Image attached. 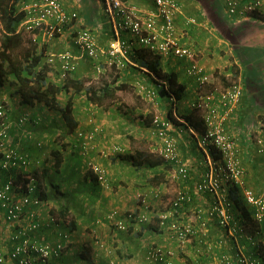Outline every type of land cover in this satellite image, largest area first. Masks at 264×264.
<instances>
[{"label":"built area","instance_id":"1","mask_svg":"<svg viewBox=\"0 0 264 264\" xmlns=\"http://www.w3.org/2000/svg\"><path fill=\"white\" fill-rule=\"evenodd\" d=\"M151 1L153 4L149 8L136 4L133 0L101 1L103 11L112 27V38L107 47L99 43L92 28L77 25L81 22L80 12L68 10L62 0H22L20 6L26 17L18 24V30L25 29L30 32L36 42L39 41V33H43L46 36L43 43L49 42L50 48L51 42L65 33L68 26L72 27L75 31L72 43L79 50L78 54L72 46L59 52L52 51L46 57V61L54 67L60 80L75 72L84 57L96 59L94 67L98 70L102 69L98 60L105 58L102 61L112 65L116 73L128 65H136L140 66L142 72L148 74L149 78H154L151 85H148V82L147 84L141 82L146 80L144 77L136 81L144 99L154 103L160 99L159 90L168 89L167 82L153 74L148 66H143L134 59L137 50L146 49L157 61L175 60V63H183L188 76L196 83L194 88L196 96L191 102V107L200 112L205 124L202 132L189 126V133L203 150L205 166L204 172L199 174L201 179L195 188L197 192L211 193L213 201L215 200L209 209V217L201 220L200 226L207 227L208 220L216 213L220 218V225H228L226 234L233 239V243L222 240L220 244L225 243L227 246L222 249L218 246L219 251L213 253V259L208 262L256 264V260L244 252L243 248L246 245H242L239 240L242 232L246 231L240 219L233 217L231 208L234 202L228 193L229 188L238 185L245 203L253 210V217L261 224L264 223V191L256 193L246 187V169L241 160L240 143L233 132L234 127L236 128L234 113L245 92L244 84L239 79L225 87L216 85L207 88L212 82V73L201 62L200 48L191 45L185 39L188 30L200 24L199 19L197 16L186 15L180 0ZM224 3L227 17L237 20L250 13L261 12L264 0H224ZM168 98L177 117V98L172 93ZM9 117V108L0 101V264H50L61 258L63 249L70 241V234L62 229L57 230L53 223L50 225L56 230L50 234L51 236L39 237L33 234L44 224L41 209H38L42 207L43 201L34 195L38 189V183L33 176L36 163L27 151L10 144ZM26 119L25 116L20 117L19 123L24 124ZM173 126L169 119L158 115L153 117L150 131L157 144L152 151H157L167 163L174 164L171 168L173 177L186 179L190 170L194 168L191 159L181 155L178 138L172 132ZM92 137V133H89V138ZM251 140L256 152L264 154V125L259 131L254 130L250 133ZM210 145L219 150L218 159L210 152ZM91 168L102 185L110 184L103 166L94 163ZM155 191L157 192L155 196H159L161 189ZM190 195L178 188L177 197L171 202L174 210L159 215L161 226L171 229L172 235L180 245L189 241L195 233L191 224H182L175 216V208L189 201ZM133 215L134 213H130L127 219H118L115 227L119 230L128 229L126 222L135 218ZM147 216L143 212L137 217L143 222ZM53 220L54 217L51 218V221ZM247 237L254 243L257 242L248 232ZM259 240L264 243V238ZM163 247L148 246L145 259L155 264H173L170 256L173 251ZM209 250H212L211 246ZM115 262L111 261L112 264Z\"/></svg>","mask_w":264,"mask_h":264},{"label":"rangeland","instance_id":"2","mask_svg":"<svg viewBox=\"0 0 264 264\" xmlns=\"http://www.w3.org/2000/svg\"><path fill=\"white\" fill-rule=\"evenodd\" d=\"M81 1V0H80ZM83 1V0H82ZM181 1V0H180ZM68 2V0H67ZM182 2V1H181ZM222 3L224 4L225 7V3L224 0H222ZM199 6H201L198 3ZM264 7V4H263ZM78 9H81L80 7ZM103 12V13H102ZM102 12L99 13L98 17H97V21L100 23L101 20L102 21H106L107 16L105 15L103 8H102ZM261 12H259L260 15ZM81 17L82 18H86V13L83 9H81L80 11ZM197 18L199 19V15H196ZM236 20V18H235ZM234 20V21H235ZM90 22L89 20L87 21V23ZM108 23L105 22L103 23V28L105 26V24ZM101 24V23H100ZM99 25V24H98ZM95 32L97 34L98 37V41L101 45L107 47V45H109V39L108 37L105 35L103 36V29L101 30V27L98 29L97 26L95 27ZM24 33L25 35H30V33H28L25 29H24ZM75 31L72 27L68 26V28L65 29V41L64 42H58V46L56 47L55 45H57V41L58 37H61V35H59L56 38V44L55 43H50V48H46L47 51H59L61 49H63L64 47L68 46V44L72 43V39H73V35H74ZM214 35V34H213ZM213 37V36H212ZM214 38H216L214 36ZM46 39V36L43 35V33H39V41L36 42L38 49L41 48L42 46H44L43 44V40ZM221 39V38H220ZM222 40V39H221ZM64 43L63 45L60 46V44ZM67 43V45H66ZM219 47H222L221 52H226L229 51L228 50V45L225 43L224 40L219 42ZM230 48H232L231 46H229ZM258 52L262 53V49L257 50ZM75 52L78 53V50L75 49ZM263 55V54H262ZM245 57L248 58L246 65L244 64L243 60H242V71L240 68L241 63L239 61L234 62L231 54H229V61L227 62V65H229L228 67H232V71H230V74H226L228 75V77H230L229 79H225V77H223L224 75L221 72H215V75L213 73V76L215 77V81L216 82H211L207 85V88H212L215 87L216 85H221L222 87H225L228 82L231 79H236V80H241L242 82L245 81V74H247V69H249V67H252L253 65L256 64L255 59H253L254 57V53L252 54V57H250L249 54L247 55H243ZM242 56V57H243ZM45 59H46V55H45ZM44 59V60H45ZM95 60L96 59H86V57H84L81 61L80 66L78 67V69L75 72H72L73 76L76 75H84V71L85 72H89V74L86 76H82V78H85L87 83L99 87L102 86L103 83H105L106 81H113L114 79L118 81V83H126V88L121 89L117 96L115 98H106L103 103L101 105H95L91 106L90 104H88L87 100H83V98L87 99L86 97H82L81 94H77L75 96L77 102H78V106H82L81 110H84L85 113V119L87 120L84 123H81V125L79 127L81 128H87V129H83V130H76L78 131V134L83 137L85 142H80V144L86 145V149L84 148V159L82 157V159L84 160V164L83 166H85L86 173L88 177H92L95 172L93 171V169L91 168L92 165L94 164L93 159H91L89 157V153L88 150L90 151L91 149H93V144L94 141L97 140V138L100 135L105 136L106 131H108L110 133V137H115L114 135L116 134H120L119 137H117V139L115 141H109L108 143L111 144L110 145V155H115L116 158L118 157V160L124 162L123 164L127 167H129V169H135L137 164L140 165V167L136 170H144L147 165L145 163V159L146 157H153V158H157L160 160H164L161 155L157 152V151H152V149H154V146L157 144V142L153 139L150 128H149V132L147 130L148 125L151 126V122L154 116L158 115L161 118H165L168 117V108L165 110L162 108V103L157 100V102H153V101H147L144 99L143 94L138 90L137 88V83L136 81H138V78H141L139 76L142 75H148L145 72H142V70L139 67L136 66H130L132 69L137 70V72H139L142 75H137L133 78H130L129 74L131 72H128V70H125V72L123 74H120L121 72L116 73V69H114V67L102 60H105V58L101 59L100 61L98 60V63L101 64V70H98V68L96 67H92V65L94 66L95 64ZM46 61V60H45ZM250 65H248L249 62H252ZM171 63H173L170 67L171 68H178L179 69V78L184 79L186 78L189 79V76L187 74V72L185 71L184 68V64L183 63H175V60L169 61ZM85 63H87L88 65H85ZM84 65V70H82V66ZM169 65V64H167ZM227 67V68H228ZM219 70V69H218ZM217 70V71H218ZM136 72V74H138ZM242 72V74H241ZM51 79L57 81L58 80V76L55 73V70L53 68V73L51 74ZM150 77V76H149ZM227 77V76H226ZM150 80H152L150 78ZM59 82L60 79H59ZM142 83L147 84L148 80H141ZM247 88L249 86V83L246 84V82L244 83ZM250 87V86H249ZM19 95L16 94L15 91V86H13L10 83H7V86H4L0 88V101H2L3 103H5V105L9 108V113H10V119L12 120L11 122V145L17 146L18 148H20L22 151L26 150L23 148V145L18 143L17 140H15V131L16 129L19 130L17 127H22L24 128L26 124L29 123H25L24 125L20 126L16 121L17 119L20 117V115H24L23 114V110L19 109L18 107H20V102H19ZM69 96V93L63 92L62 94L59 95V101L62 104H65L67 98ZM192 99H189V106L191 107V102ZM184 102H181L180 100V105L178 104L177 107V115H181L185 114V110H181L179 107L181 105H183ZM24 105V104H23ZM27 106V105H26ZM40 106V105H37ZM76 106V107H78ZM98 106V107H97ZM102 106V107H101ZM41 107H44L43 105H41ZM192 108V107H191ZM78 109V108H77ZM193 109V108H192ZM20 110V111H18ZM194 111L197 112L196 115H200V112L196 109H193ZM55 111V110H54ZM50 111H48L47 108H45L44 110L40 111V113H42V118H45L46 116H48L47 114H52L49 113ZM56 112V111H55ZM83 112H81L80 115L84 114ZM100 113H102L103 115L100 116ZM19 114V116H18ZM264 114V113H263ZM27 115V113H26ZM108 115V126L107 127V123L106 121H104V119L107 117ZM78 116V115H76ZM201 116V115H200ZM18 117V118H17ZM28 120L27 121H31V117L29 118V116L27 115ZM89 117V120L86 118ZM176 117V116H175ZM262 117H264V115H259V119H262ZM56 119V118H55ZM103 119V122H101V120ZM177 119V118H176ZM33 120V119H32ZM97 120V121H95ZM252 122L255 121V119H249ZM178 121L183 122L184 120L182 119H178ZM250 121V122H251ZM94 123H99L101 124V126H97L96 129L98 131V133H95V131H92L93 124ZM237 123V122H235ZM17 124V125H16ZM30 124H32V122H30ZM44 126H48L47 123H40ZM60 125V124H58ZM16 126V128H15ZM102 126H104V128H102ZM235 126H237V124H235ZM27 127V126H26ZM55 128H53L54 131ZM94 129V128H93ZM75 130V131H76ZM62 131V130H61ZM66 131L69 132L68 129H66ZM81 131V132H80ZM100 131V132H99ZM43 129L41 130L40 134L43 133ZM234 134H236L237 137H242V135H244L242 133V128H238V127H234L233 129ZM28 137L34 141V139L37 137V134L32 133V130H30L29 128H27L26 131ZM30 133H32V137L30 136ZM66 133V132H65ZM89 133H92L93 137L89 138ZM183 133V132H182ZM71 134V132L69 133ZM76 134V133H75ZM87 134V138H85V135ZM45 136H47L48 138L45 139L47 140V144L50 143L51 141H53V135L54 132H52V130L48 131L47 133L44 134ZM67 136V134H66ZM66 136H62V132L61 134H57V137H60V143L64 144L65 142L64 137ZM245 136V135H244ZM79 137V138H82ZM87 140V141H86ZM36 142L35 145H33V150H27V152H29L31 155H33V160L36 162V165L38 168H36L34 170V175L36 178V181L38 183V189L36 191L37 194H40L42 192H45L48 195V198L46 200H42L43 204L42 207H38V209H41V219L44 222V224L41 226V235L43 236H51L49 234H51V230L53 231V228L50 224L53 223V225H55L57 228L62 229L63 227V231H69L70 233H72L74 236H70V240L71 242L67 243V247L66 250L67 252H69L63 259L60 258L62 261L59 262L61 264H90L89 261L87 260V258L89 256H80V252L82 251L81 249L79 250L80 245H82V239L85 238L86 242L88 243L89 248L91 249V258H92V262H94V264H112L111 261H116L115 264H141L140 260H144V255H142L141 257L139 256L142 250V246L143 244L140 245V253L139 250L137 251L138 253H136V257H133V254H130L128 251L127 252H122L123 256L118 257V255H115L116 253V247L118 248V250H125V240L128 239V234L136 227L137 230H135V235H138V232L141 226H145L146 229H148V225L150 224H157V218L156 217H151L150 215L159 217L160 213L162 212H166L169 210V203L171 204L172 200L175 199L177 197V190L179 188V186H177V189H175V184L179 185L178 181H176V179H173V177H169V179L172 181L171 183H168L166 186H164V188H162V190L159 193V196H155V194L157 193L154 189L156 188V190L158 188H161V185L163 182L164 184H166L167 178H163L164 180L160 181V184H156V182L151 181L152 185V189H148V188H142V187H135V185H132L131 187H129V185L131 184V181L129 183L126 182V180H121L126 182V188H125V193L128 195V199H130L131 202H129L126 205L121 206V211L118 210L120 212V214H117V217L111 218V221L107 227L108 230H103L102 229V224H101V217H98L99 212L102 210V208L105 209V212L107 211V213H112L113 211L110 210L111 208H109L108 203H102L103 201H105L106 199H109V196H107L106 191H108V188L105 187V191H102L100 188H95L94 190H86L85 185L84 187L81 186L80 184L83 182L82 179H78L79 177L82 178L81 174L79 173H75V179H73V177H71L70 174H66V170H61L62 168V162H60V156L56 157L54 154V156H49V153L45 150L46 148L43 146L38 145L37 142L39 140L35 139ZM42 142V141H41ZM43 143V142H42ZM69 143V142H68ZM67 143V144H68ZM114 144V145H113ZM13 146V147H14ZM90 146V147H89ZM88 148V149H87ZM181 151V149H180ZM39 153V155H36L35 153ZM182 155V154H181ZM146 156V157H145ZM132 157L135 158V162H133ZM58 158V161H57ZM64 160V159H63ZM141 162H140V161ZM98 163V162H96ZM136 163V164H135ZM44 165H49V170L51 172L48 171L47 175L43 172V169L45 168ZM193 166V165H192ZM123 167V165H122ZM170 173L172 172V169L168 170ZM196 171V170H194ZM93 174V175H92ZM72 178V179H71ZM72 181V182H71ZM78 181V182H76ZM74 184H78V186H73ZM125 184H122V187H125ZM111 186V182L109 184ZM118 182L116 181V186L117 187ZM75 188V190L70 191V189ZM103 187V186H101ZM113 187V186H112ZM111 187V189H112ZM118 188H114V191H116ZM264 190H262L263 192ZM79 192V194H75ZM242 192V190H241ZM82 193H85V196H80ZM109 193V192H108ZM75 194V195H74ZM74 195V200L75 202L79 201L76 205H73L70 203L71 201V196ZM154 196V197H152ZM70 197V199H68ZM153 198V200L151 201V199ZM157 199H161L163 200L166 204L168 202V206H163L161 207V205L156 206V200ZM152 202V203H151ZM152 204H154V206H152ZM69 205H71L72 210L69 208ZM68 206V213L67 216L62 218L61 216V209H66ZM124 207V209H123ZM154 207V208H153ZM202 208V212H206V214L209 216V212L207 210H209L210 208H204L203 206H199ZM89 212H88V211ZM199 213L201 212V209L199 208ZM84 211V212H83ZM83 212V213H82ZM146 213L147 219L143 220V222H141L140 218H138L137 216L141 213ZM117 213V212H116ZM130 213H134L133 218L131 221L128 220L126 223L129 226L131 223V227H133V229L131 230L130 228L128 229H122L119 230L118 228L115 227V222H117L118 219H127ZM90 215L91 217L87 216ZM111 215V214H110ZM54 217V220L51 221V218ZM110 217V216H109ZM195 220H197V216L195 214ZM202 218V217H201ZM200 218V220H201ZM207 218V217H206ZM200 220L197 221V225L200 227V230L202 229L203 231H207V227L206 226H200ZM57 222V223H56ZM44 225L48 226L47 228L49 229L47 232L43 231L44 229ZM90 225V226H89ZM69 228V229H68ZM55 230V229H54ZM49 233V234H48ZM167 233L170 234V238L174 239L172 245H168V246H164L163 248L166 250H172L173 253L170 254V256L172 257V263L173 264H189L190 261H188L186 259V256L190 257L191 262L194 263V261H198V264H204L203 261L198 260V256L202 254V252H200V254H198L197 250L202 251V248H198L196 251L195 250H188V243H191V241L193 242L192 237L190 238L189 241H187L185 244L180 245V242L174 238V236L172 235V232L167 229ZM33 234L38 235V232H35ZM83 235V238H82ZM150 235L152 237H150ZM167 234H165L166 236ZM146 238H147V242L149 241L150 244H148L145 247L148 246H156L155 244L159 245L161 244L163 246V242H161L160 240H158L156 238V243L154 244V242H152V238L154 236H158L157 232H155L154 230L150 231V229H148L146 231L145 234ZM260 236V235H259ZM261 238H264V235L260 236ZM149 238V239H148ZM244 238V239H243ZM230 239V237H229ZM231 243H233V239H230ZM240 242L242 245H246L247 243H250L251 240L248 239L247 237V232H242V237L239 238ZM136 242L140 241V240H135ZM188 244V245H187ZM185 245V246H184ZM85 247V245H83ZM83 247V248H84ZM182 247H184L186 250H182ZM194 248V247H192ZM183 252L185 255H181L180 253ZM121 253V252H120ZM121 253V255H122ZM190 255V256H189ZM214 254L212 253L211 255H209V257H213ZM208 257V258H209ZM102 259V260H101ZM115 259V260H114ZM97 260V261H96ZM101 260V261H100ZM209 260L212 259H207L205 264H209L212 262H208ZM159 264V263H157ZM197 264V263H196Z\"/></svg>","mask_w":264,"mask_h":264},{"label":"trees","instance_id":"3","mask_svg":"<svg viewBox=\"0 0 264 264\" xmlns=\"http://www.w3.org/2000/svg\"><path fill=\"white\" fill-rule=\"evenodd\" d=\"M21 1L22 0H0V87L3 85L7 86V83H10L15 86L16 94L20 95L22 104L31 107L43 105L46 108L59 112L64 119L65 125L68 128L69 132H74L79 124V121L75 115L74 106V98L77 94L84 93L86 95V98L91 103L101 104L106 98H115L118 94V91L126 88L127 85L124 82L118 83V81L114 79L113 81H106L102 86L96 87L87 83L85 78H81L79 75L73 76L72 74H68L65 78L60 80L61 82H59V76L57 81L51 79L50 76L53 73V68H51V65L44 60L45 55L48 52L46 48L49 42L43 43L44 46L38 49L36 42H34L33 40V36H27L23 34V32L18 30V24L22 22L26 17L25 11L21 9L20 6ZM85 1H87L89 5L88 8L84 10L87 16L86 18H82L80 14L81 22L77 25L90 27L94 32L96 30V26L98 29L101 27V30L103 29L104 32L103 36L106 35L110 41V39L112 38L111 24H109L108 22L103 28V23L107 22L108 20L106 19L105 22L101 20V24L97 21V17L99 13L102 12L103 8V3L101 2L102 0H81L82 3ZM97 1H99L100 4H98ZM197 1L202 7H204V12L206 13L204 15L207 19H210L211 23H213L215 31L222 37L228 39L235 55H250V52H258L257 50L260 49L264 50L263 15H259V13H250L247 16L234 21L229 16L227 17L222 0ZM83 7L84 6H81V9H83ZM88 20L90 22L87 23ZM151 58V53L143 48L137 50L134 56V59L136 61L138 60L141 65L148 66L149 70L153 74L160 76L167 82L168 89L161 88L159 90V95L161 97L167 99L172 93L176 95L178 99L181 98V96L185 93V86H183L182 83L178 82L179 79L177 72L174 70L162 71L159 64L160 61H153V59ZM255 61L256 64L247 69V74L244 78L245 81L242 82L243 84L245 82L246 84L249 83L250 87L248 86L247 88V86L244 84L245 92L242 96L241 101H243V99L248 96L252 98H255V96L264 97V64H262V62H260L258 59H255ZM251 63H253V61L249 62L248 65H250ZM234 81L237 80L231 79L226 86L234 83ZM63 92L69 93L65 104H62L59 101V95ZM195 96L196 95L194 92V97ZM238 107L236 109H238ZM180 114L181 115L179 116L184 120V122L178 121V119L175 118L173 110H168V118L172 120L177 126L182 127L183 136L181 138V132L179 129L176 132H172L178 138L179 146H181V140H186L187 138H189V140H192L193 147H188H190L193 152L191 153L190 151H188L189 153L185 156V158H187L189 154L191 156L196 155L194 157L197 158L196 161H198V166H202L203 170H205V166L201 163V161L203 162L204 159L203 150L198 147L193 135L189 133V126L193 127L197 131H204V120L200 115L194 116L191 114ZM236 117L237 116L234 113V122L236 120ZM262 120L264 123V117H262ZM188 147L186 148L185 146H182V149H186L187 151L189 150ZM209 150L215 159H218L220 157L219 150L213 145L209 146ZM56 152L57 151H54L53 154L58 157ZM132 160L133 162L136 161L134 157H132ZM145 160L148 168H154V171L156 172H164L173 168L174 166V164H170L164 160L153 157H146ZM139 167L140 165L137 164L136 168ZM159 167H163V169H159ZM43 172L47 175L48 169L44 168ZM163 178H165V173H157L151 180L153 182L155 181L156 184H160V181L164 180ZM200 179V175H197V172H195L194 170H190L188 177L186 179H181L183 183L182 186L187 183L193 186V181H195L196 185V183ZM36 191L34 195L39 197L41 200H46L48 198V195L45 192L37 194ZM185 192L187 194L191 193L190 200L175 208L177 219H179L180 215L183 212H186L187 209H189V207L191 206L193 207L196 205H202L204 208H211L215 203V200L213 201L211 193H203L202 196H204V199L200 200L197 195L195 196L192 193V191H188L186 189ZM229 194V198L232 200V202H234V206L231 208L233 217L236 219H240V222H242L245 231L252 234V236L257 241L256 243H254V241L247 243V246H244L243 248L244 252L253 260H256V264H264V243L259 240L261 238L260 236L264 235V223L261 224L253 217V210L249 205L245 203L243 196L241 195V188L238 185H233V188L229 189ZM66 207L67 208L65 210L61 209L60 214L62 218L66 217L69 211L68 206ZM199 208L202 212V208L199 206L195 207L194 209L198 217L197 221H199L201 217V220L205 219L206 217L208 218L209 216L206 214V212H198ZM207 211L209 212V210ZM156 218L158 219L157 224H155V226L154 224L149 226H151V229H153L155 232L160 233L162 232V230L158 228L160 219L159 217ZM131 224L129 225V228L132 230L133 227H131ZM192 224L195 231L200 230V227L198 226L199 224L197 225V223L193 222ZM227 227L228 225H220V218L216 213L208 220L207 223V229L210 231V234L216 235V240L220 239V235H222L223 233H227ZM36 232H38L39 237L42 236L41 229H38ZM140 232L141 233L139 234H142L143 230ZM200 233L201 234H196V241L199 245H201V248L203 249L201 255L204 259L207 260L209 255L218 252L219 248L213 246L211 251L208 250V246L203 243L205 238L202 235H206V237H208L207 239L209 243L213 244L214 242L213 245H216L218 243L216 240H214V238L211 239L210 236L205 232L202 233L200 231ZM256 233H259L260 236L255 235ZM84 245L85 247L82 249L79 255L82 257L89 256L87 260L90 264H94V262H92L91 249L89 248L88 243H85ZM66 247L62 251V259L68 254ZM230 248L233 249L232 247ZM143 250L145 252V255L146 247H144ZM121 256H123V253ZM61 261L62 260L60 258H57L50 264H59V262Z\"/></svg>","mask_w":264,"mask_h":264},{"label":"crops","instance_id":"4","mask_svg":"<svg viewBox=\"0 0 264 264\" xmlns=\"http://www.w3.org/2000/svg\"><path fill=\"white\" fill-rule=\"evenodd\" d=\"M62 1H63L64 5L67 7V9L70 10V11L72 9L73 10H78V8L79 7L81 8V6H84L83 10H86L88 8V6H89L87 1H85L83 3L80 0H68V2H67V0H62ZM133 1L136 4H139V5H141L143 7H146V8L152 7V4H153L151 0H133ZM181 1H182V5H183V10H184L186 15H191V16L199 15V16H201V17H199L200 24L191 27L188 30L185 39L191 45L197 46V47L200 48V53L199 54L201 56V62L212 73V77H213L212 78V82H216L215 81V77L213 76V73L215 75L214 71L221 72L224 75L223 77H225V79H229L230 78V77H228V75H226V74H230L229 72L232 71V67L231 66L228 67L229 65H227V62L229 61V54H231L234 62L239 61L241 63L240 68H241V71H242V60H243L244 64L246 65L248 58L245 57V56H243V58H242V54L235 55L233 53L232 48L229 47L231 45H230V42L228 41V39L225 38V37H222L221 35H219L215 31L214 25H213V23H211L210 19H207L206 16L204 15V14H206L204 12V7L199 6L197 0H181ZM97 3L100 4L99 1H97ZM260 15L264 16V7L263 6L261 8ZM205 24H207V25L204 26ZM214 36L216 38H214ZM220 38L222 40H224L225 43L228 45V50L230 49L229 51L221 52L222 47H219V45H218L219 42L222 41ZM58 40L59 41H57V45H55L56 47H59L58 46V42H64L65 41L64 34H62L61 37L58 38ZM55 44H56V42H55ZM63 44L64 43L60 44V46L63 45ZM253 53H254L253 59H258L260 62H262V64H264V51L262 52L263 55L260 52H256V51L255 52L254 51L250 52V57L249 58L252 57ZM151 59H153V61H156L153 57ZM159 64H160L161 67L163 66V68H164L163 71H166V70L170 69V66L173 63H171L169 61H166V62H161L160 61ZM167 64H169V65H167ZM134 66H136V65H134ZM139 68H140V66H139ZM125 70H128V72H131L129 74L130 78H133V77H135L137 75H142L139 72H137V70L132 69L130 66L125 67L122 71H120L121 72L120 74H123L125 72ZM176 71H177V73H179V69H176ZM136 72L138 74H136ZM88 74H89V72H85L84 76L85 75L87 76ZM241 74H242V72H241ZM80 76H83V75H80ZM139 77H144L145 79H147L148 80V85L152 84V81L150 80V78L147 75H142V76H139ZM178 79H179L178 82L182 83V85L185 86V90H184L185 93L181 96V98L178 99V104L179 105H180V100H181V102H184V104L181 105L179 108L181 110H183V111L185 110V112H186L185 114H191V115L195 116L197 114V112L194 111L189 106V99L194 97V88L196 86V83H195L194 79L190 78V77L187 80H186V78L181 80V78H179V75H178ZM4 86H6V85H4ZM1 87H3V86H1ZM81 96L82 97L83 96L86 97V95L84 93H81ZM18 97H19L18 99H19V102H20V107H18V108L23 110L24 116L28 115L29 118L31 117V119H30L31 121H26L29 124L24 125L25 126L24 128L17 127L19 130L16 129V131H15L16 136L14 138H15V140H17L18 143L23 145V148L26 149L25 151L33 150V145H35L34 142H36L35 139H37V140H39L38 143L41 144L42 147L44 146L46 148L45 150L49 153L48 157L49 156H54L53 152L57 151L56 153H57L58 156H60L61 162L63 164L61 170H66L65 176L67 174H70L71 177H73V179H75L74 177H75V173L76 172L81 174L82 178L79 177L78 179L79 180L82 179V181H83L80 184L81 186L84 187L85 185H87V186H85L86 190H94L95 188H98V189L100 188L102 191H105L104 190L105 187L108 188V191H106V194H107V196H109V199H106L102 203H104V204L108 203L109 208H111L110 210H112L113 212L110 213L111 214L110 215L109 213H107V211L105 212L104 208H102V210L99 212L98 217L99 216L101 217V224L103 226L102 227L103 230H108L107 225L110 222H112L111 218L117 217V214H120V212L118 210L121 209V206L126 205L129 202H131L130 199H128L129 198L128 195L125 193V188H126V184L127 183H129L131 181V184L129 185V187H131L132 185H135V187H139V188L142 187L144 189L145 188H148V189L151 188L152 189L153 186H151L152 185V183H151L152 180L151 179L157 173H165V179L167 178V181H168L166 184H164V182L162 184H160L161 185V188H160L161 190L168 183L172 182L169 179V177L171 178V177H173V175H172V172L170 173L168 170H166L164 172H156V171H154L155 170L154 168L153 169L152 168L149 169L148 166L143 171L140 170V169L136 170V168L135 169L134 168L133 169H129V167L125 166L123 164L124 162L118 160V157L116 158L115 155H110L109 156L108 153H110L109 149H110V145L111 144H109L108 142L109 141H111V142L115 141L117 139V137H119L120 134L118 133V134L114 135L115 137H110V133L108 131H106L105 136L100 135L97 138V140L94 141V144L92 146L93 149H91L90 151L88 150V153H89V157L91 159H93L94 161L98 162V163L94 162L95 164L103 166L106 169V172H107V174L109 176V179H110V182H111V186L108 185V186L104 187V185H102V184H100L98 182L95 174L94 175L92 174L93 175L92 177L90 176V177L86 178V176H87L86 170L87 169L85 168V166H83V164H84V160L83 159H84V155L85 154L82 153V152H84V148H83V144H80V142H85V141H84L82 136L78 135V131H77V130L87 129V128L79 127L81 125V123H84V122L87 121L85 119V113H84V110H86V109L81 110L82 106L81 107L78 106V102H77L76 98H74L75 115H78L76 117H77V119L79 121V124H78L77 130L74 131V132H71V134H69L70 132L66 131V129H68V128L66 127L65 121H64V119L62 118V116H61V114L59 112H57V111L55 112L54 110L47 108L48 111H50L49 113H52V114H47L48 116H46L45 118H42V116H41L42 113H40V111L44 110L46 107H41V105L40 106H35V107L23 105L21 103L20 95ZM83 100H87L88 104H90L91 106L95 105V104L91 103L88 99L83 98ZM160 102L162 103L161 106H162L163 109L166 110L167 108H169L170 103H169V101L167 99L162 98L160 100ZM101 104H98V105H101ZM96 105H95V107H96ZM76 106H78V107H76ZM18 111H20V110H18ZM81 112H83L84 114L80 115ZM26 113H27V115H26ZM263 113H264V97L255 96V98H252V97L248 96V97L244 98L243 101H241L240 106L238 107V109H236L235 114H236L237 117H236L235 122H237V123H234V126H235V124H237L236 127L242 128V133L243 134L245 133L244 134L245 136L242 135V137H241V135H240V137H238V139H239L238 141L240 143L241 160H242L243 165H244V167L246 169L245 185H246V187L253 189V191L256 192V193H262V190H264V154H260V153L256 152L255 145H254L253 141L252 140L250 141V133H252L254 130L255 131H259L261 126L264 125L263 120L259 119V115H264ZM102 115L103 114L100 113V116H102ZM18 116H19V114H18ZM20 116H23V115H20ZM86 118L89 120V117H86ZM107 118H108V115L104 119V121H106L107 127H109ZM253 118L255 119L254 122L249 120V119H253ZM27 120H28V117H27ZM95 121H97V120H95ZM170 121L174 124L172 131L176 132L179 129L180 132H181L180 135H181V138H182V136H183L182 127L177 126L172 120H170ZM30 122H32V124H30ZM101 122H103V119L101 120ZM40 123H47L48 126H44V125H42ZM58 124H60V125H58ZM20 126H22V125H20ZM97 126H101V124L94 123L93 127H91L92 131H95V133H98V131L96 129ZM15 128H16V126H15ZM27 128L32 130L33 135H34V133L37 134V137L34 139V141H32L28 137V135L26 133ZM53 128H55L54 131H53ZM102 128H104V126H102ZM149 128H150V125H148V127H147L148 132H149ZM42 129H43L44 132L40 134ZM47 130L48 131L52 130V132H54V135H53L54 136L53 137L54 140L51 141L48 144L46 142L47 140H45L48 137L44 135L45 133H47ZM83 131H85V130H83ZM61 132H62V136H66V134H67V136L64 137V140H63L65 142L64 144L60 143V137H57V134H61ZM32 133H30L31 137H32ZM79 137H82V138H79ZM182 141H184V142H182ZM182 146H185L186 148L188 146L193 147V142H192L191 139L189 140V138H187L186 140H181L180 149H181V154H182V156L184 158L189 153L188 151H190L191 153L193 152L190 147H188L189 150L186 151V149H182ZM35 154L39 155L38 152L35 153ZM194 156H196V155H194ZM194 156H191L190 154L188 155L189 159H191V161H192V165H193L192 167L194 168V170H196L195 172H197V175H199V174L202 173L201 171H203V167L202 166H198V161H196L197 158H195ZM31 157L33 158V155H31ZM82 157H83V159H82ZM34 163H36V162L34 161ZM201 163H202V165H204V163L202 161H201ZM122 165H123V167H122ZM34 167L38 168L36 164H34ZM44 167L48 169L49 165H44ZM159 169H163V167H159ZM48 171L50 172L49 169H48ZM50 174H51V172H50ZM173 179H176V181H178V183H179V185H177V184L174 185L175 189H177V186H179V189H183L185 191L187 189L188 191H192V193L195 196L197 195L200 200L204 199V196H202V195L205 192H197L196 188H194L195 187V181H193V186H191L188 183L182 186L183 183H182L181 179H178V178H175V177H173ZM121 180H126L127 183L124 182V181H121ZM116 181L118 182L117 187H115L116 186ZM76 182H78V181H76ZM122 184H125V187H122ZM73 186L74 187L78 186V184H74ZM101 186H103V187H101ZM74 187L72 189H70V191L75 190ZM111 187H112V189H111ZM114 188H118V189L116 191H114ZM153 189L156 190V188H154V187H153ZM75 194H79V192H77ZM74 195L71 196L72 199H71L70 203L73 204V205H76L79 201L75 202L76 198L74 200V197H75ZM85 195H86L85 193H82L80 196H85ZM152 197H154V196H152ZM68 199H70V197ZM152 200H153V198L151 199V201ZM155 202H156L155 203L156 206L161 205V207H163V206H168L169 205L170 208H169L168 212H171V211L174 210V208L172 207V205L170 203L168 204V202H167V204H168L167 205L161 199H157ZM152 206H154V204H152ZM197 206H200V205L189 207V209H187L186 212H183L180 215V219L182 221H184L185 223H189V222L197 223V221L195 220L196 217H195V213H194V209ZM69 208L72 210L71 205H69ZM123 209H124V207H123ZM175 214H176V212H175ZM87 216L91 217L88 214H87ZM151 217H157V215L156 216L150 215V218ZM193 218H195V219H193ZM150 225H152V224H150ZM154 226H155V224H154ZM158 226H159L158 228L161 229L162 232H160V233L157 232L158 236H154L152 238V242L156 243V238H157L158 240L163 242V246L172 245L174 239L170 238V234L167 233V229L163 228L160 225V223H159ZM47 227L48 226L44 225V228H46V229H44L43 231L47 232L49 230ZM63 228H62V230H63ZM54 229L55 228H53V231L51 230V234L56 229H59V228H56L55 230ZM148 229H150V231L153 230V229H151V226H149ZM148 229H146L145 226L144 227L141 226L140 229H138L139 230V232H138L139 236H136L135 235V232H136L135 230H137V229L135 227L127 235L128 239L125 240V242H126L125 243V250L124 251H122L120 249L118 250V248L116 247L115 248L116 249L115 255H118V257H120L122 252H127L128 251L129 253L133 254V257H136V253H138L137 251L140 249V245L141 244H143V246H142L141 253H140V250H139V253H140L139 256L141 257L142 255H144V253H145L144 250H143L144 247L147 246L148 244H150L149 243L150 240L147 242V238L145 236L146 231ZM142 230H143V233L139 234V233H141L140 231H142ZM200 231L202 233L205 232L207 235L210 236L211 239L214 238V240H216V235L210 234L209 230H207V231L197 230L194 233L195 236L193 235L194 238L192 237L193 242L191 241V243H188L189 245L187 244L188 245V250H195L196 251L198 248H201V245H199L198 242L196 241L197 240L196 234L197 233L201 234ZM69 234H70V236H74L70 232H69ZM165 234H167V235L165 236ZM202 236L205 238L203 243L206 246H208V250H209V246H211V247H213V246L214 247H218L219 246L220 249H222L224 246H227L225 243H224V245L220 244L222 240L228 241V243H230V241H231L226 233H223L222 235H220V239L216 240L217 243H218L216 245H213L214 242H213V244L209 243L208 239H207L208 237H206V235H202ZM150 237H152V236L150 235ZM82 238H83V235H82ZM218 238H219V236H218ZM85 240H86L85 238L82 239V242H81L82 245H80L79 250L83 249V247H84L83 245L86 242ZM135 240H140V241L136 242ZM69 242H71V240ZM192 247H194V248H192ZM147 248L148 247H146V250H147ZM182 250L184 251L186 249L184 247H182ZM197 252H198V254H200V252H203V251L197 250ZM180 254L181 255H185L183 252H181ZM144 257H145V255H144ZM186 259L188 261H190L189 264H196V263L198 264L199 263L198 261L197 262L194 261V263H192L190 257H188V256H186ZM208 259H213V257H209ZM198 260L204 262L203 256L199 255L198 256ZM140 262H141V264H155L153 262H149L145 258H144V260H140ZM205 262H206V260H205ZM205 262H204V264H205Z\"/></svg>","mask_w":264,"mask_h":264},{"label":"clouds","instance_id":"5","mask_svg":"<svg viewBox=\"0 0 264 264\" xmlns=\"http://www.w3.org/2000/svg\"><path fill=\"white\" fill-rule=\"evenodd\" d=\"M78 11L80 12L81 11V9H78ZM21 32H25L24 30L23 31H21ZM28 33H30V32H28ZM30 35H31V33H30ZM32 36V35H31ZM34 42H36V41H34ZM38 42V41H37ZM54 42H56V40L54 41ZM66 45H67V43H66ZM74 47V44L73 43H70V44H68V46H66V47H64L63 49H65V48H68V47ZM47 47H48V45H47ZM63 49H61V50H63ZM75 49H77V48H75L74 47V51H75ZM61 50H59V51H61ZM78 50V49H77ZM59 51H54V52H59ZM50 52H52V51H50ZM49 51L47 52V54L48 53H50ZM78 52H79V50H78ZM47 54H46V57H47ZM78 54V53H77ZM87 59H89V58H87ZM46 60V59H45ZM47 62V61H46ZM48 63V62H47ZM85 65H88L87 63H85ZM92 67H94L93 65H92ZM51 68H54V67H52L51 66ZM161 69H162V71H163V66L162 67H160ZM176 69H178V68H171L170 67V69H168V70H166V71H169V70H174V71H176ZM82 70H84V65L82 66ZM177 72V71H176ZM84 73H85V71H84ZM72 74V73H71ZM178 74V73H177ZM80 76V75H79ZM84 76V75H83ZM157 76V75H156ZM81 78H82V76H80ZM158 78H161L160 76H157ZM141 78H143V77H141ZM138 79H140V78H138ZM152 80L151 81H153L154 80V78H151ZM162 79V78H161ZM176 96V95H175ZM163 97H161L160 96V99H159V101L162 99ZM176 98H177V96H176ZM167 100L169 101V103H170V106H169V110H173V107H172V103L170 102V100H169V98H167ZM193 100V99H192ZM93 104H97V103H93ZM176 108L178 107V98H177V102H176ZM98 105V104H97ZM28 106V105H27ZM174 114V113H173ZM9 115H10V113H9ZM175 115V114H174ZM24 116V115H23ZM20 117H22V116H20ZM19 117V118H20ZM26 118H27V116H25ZM19 118L17 119V123L19 124V125H24V124H20L19 123ZM166 119H169L168 117H165ZM175 118H177V119H182V118H180V116L179 115H177V117H175ZM9 120H10V122H12V120L9 118ZM170 120V119H169ZM183 120V119H182ZM26 121H27V119H26ZM184 122V121H183ZM10 126H11V124H10ZM11 129V128H10ZM81 132V131H80ZM10 134H11V130H10ZM79 135V134H78ZM80 136V135H79ZM85 138H87L86 137V135H85ZM39 142V141H38ZM37 142V144L38 145H40L39 143ZM83 147L84 148H86V145H83ZM96 175V174H95ZM96 178H97V180H98V177H97V175H96ZM98 182H99V180H98ZM100 183V182H99ZM101 184V183H100ZM233 188V187H232ZM229 193V192H228ZM200 210H198V212H199ZM166 212H168V211H166ZM194 213H195V211H194ZM196 214V213H195ZM196 216H197V214H196ZM177 218V217H176ZM198 218V217H197ZM159 219H160V217H159ZM178 220H180V222L182 223V224H191V226H193V224H192V222H189V223H185L184 221H182L180 218L178 219ZM197 221V220H196ZM160 223V222H159ZM200 223H201V220H200ZM161 225V224H160ZM194 227V226H193ZM163 228H165V229H169L167 226H164ZM170 231H171V229H169ZM202 230V229H201ZM172 232V231H171ZM155 244V243H154ZM155 245H157V244H155ZM159 245H161V244H159ZM162 246V245H161Z\"/></svg>","mask_w":264,"mask_h":264}]
</instances>
